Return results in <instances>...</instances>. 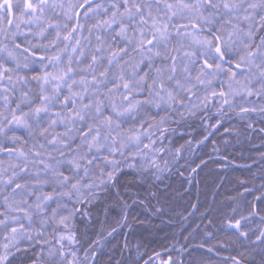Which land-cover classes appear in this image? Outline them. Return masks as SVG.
Wrapping results in <instances>:
<instances>
[{
  "label": "snow or ice",
  "instance_id": "obj_1",
  "mask_svg": "<svg viewBox=\"0 0 264 264\" xmlns=\"http://www.w3.org/2000/svg\"><path fill=\"white\" fill-rule=\"evenodd\" d=\"M193 122L208 130L196 147L214 132L264 137V0H0V264H99L143 203L122 178L170 172L193 148L172 138ZM257 191L225 221L264 264ZM105 194L120 219L90 235ZM170 251L149 259L198 264L187 243Z\"/></svg>",
  "mask_w": 264,
  "mask_h": 264
},
{
  "label": "trees",
  "instance_id": "obj_2",
  "mask_svg": "<svg viewBox=\"0 0 264 264\" xmlns=\"http://www.w3.org/2000/svg\"><path fill=\"white\" fill-rule=\"evenodd\" d=\"M229 123L242 127L236 119ZM207 131L198 122L178 130L172 138L175 146L179 148L191 140L193 148L186 149L172 170L159 180L153 177L150 182L140 184L131 175L122 178L128 195L138 197L143 203L128 210L129 227H120L105 240L97 257L99 264H134L138 261L136 254L141 252L139 264L144 261L154 264L149 257H155L157 252L165 256L173 254L170 250L177 241L187 243L198 264L200 261L231 264L230 257L241 252L251 253L246 257L247 264H260L259 248L251 241L237 239L233 230L227 229L225 216L232 215L228 205L237 206L234 198L239 201V209L244 210L245 198L251 201L253 193L259 195L257 190L264 184V137L249 133L235 139L214 132L196 147ZM224 139L230 140L227 148L215 152L214 147H221ZM193 168L197 171L192 172ZM245 187L252 191L245 192ZM105 197L95 206L90 235L98 231L99 224L116 225L120 219L115 201L107 194ZM261 227L255 219L248 225L250 234ZM201 244L203 248L198 247ZM208 248L213 251L208 252Z\"/></svg>",
  "mask_w": 264,
  "mask_h": 264
},
{
  "label": "rangeland",
  "instance_id": "obj_3",
  "mask_svg": "<svg viewBox=\"0 0 264 264\" xmlns=\"http://www.w3.org/2000/svg\"><path fill=\"white\" fill-rule=\"evenodd\" d=\"M153 235H154V234H153ZM153 235H152V236H153ZM154 236H155V235H154ZM136 248H138V246H136ZM141 254H142V252H141V253H138V254H136L138 261H139V260H141V257H140V255H141Z\"/></svg>",
  "mask_w": 264,
  "mask_h": 264
}]
</instances>
